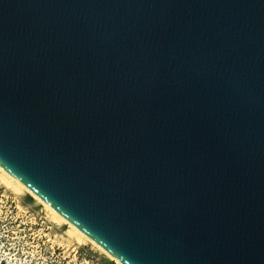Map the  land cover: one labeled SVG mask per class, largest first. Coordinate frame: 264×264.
<instances>
[{
  "label": "water",
  "instance_id": "obj_1",
  "mask_svg": "<svg viewBox=\"0 0 264 264\" xmlns=\"http://www.w3.org/2000/svg\"><path fill=\"white\" fill-rule=\"evenodd\" d=\"M0 166L121 264H264V0H0Z\"/></svg>",
  "mask_w": 264,
  "mask_h": 264
},
{
  "label": "rangeland",
  "instance_id": "obj_2",
  "mask_svg": "<svg viewBox=\"0 0 264 264\" xmlns=\"http://www.w3.org/2000/svg\"><path fill=\"white\" fill-rule=\"evenodd\" d=\"M67 229L30 195L0 182V264H116Z\"/></svg>",
  "mask_w": 264,
  "mask_h": 264
},
{
  "label": "bare ground",
  "instance_id": "obj_3",
  "mask_svg": "<svg viewBox=\"0 0 264 264\" xmlns=\"http://www.w3.org/2000/svg\"><path fill=\"white\" fill-rule=\"evenodd\" d=\"M0 182L10 191H14L16 193H24L30 195L34 198L38 203L43 205L48 212L52 215L54 221L58 222L61 225L67 226V234L68 237L75 239L78 243L81 242H89L93 246H95L98 250H100L105 256H107L111 261L116 264H121L116 258H114L111 254L105 251L102 247H100L96 242L91 240L87 235L78 230L74 225H72L68 220H66L63 216H61L58 212H56L53 208H51L48 204L43 202L37 195H35L30 189H28L25 185H23L20 181L14 178L11 174H9L6 170H4L0 166Z\"/></svg>",
  "mask_w": 264,
  "mask_h": 264
},
{
  "label": "built area",
  "instance_id": "obj_4",
  "mask_svg": "<svg viewBox=\"0 0 264 264\" xmlns=\"http://www.w3.org/2000/svg\"><path fill=\"white\" fill-rule=\"evenodd\" d=\"M4 261V260H3ZM1 262V261H0Z\"/></svg>",
  "mask_w": 264,
  "mask_h": 264
}]
</instances>
